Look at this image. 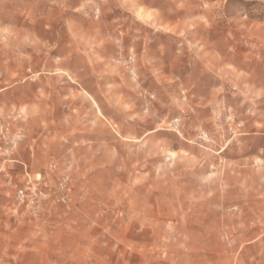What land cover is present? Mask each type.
<instances>
[{"label": "clouds", "instance_id": "9594fccd", "mask_svg": "<svg viewBox=\"0 0 264 264\" xmlns=\"http://www.w3.org/2000/svg\"><path fill=\"white\" fill-rule=\"evenodd\" d=\"M68 12L97 26L105 13L116 17L108 38L122 77L113 87L136 92L132 109L113 119L140 136L129 149L140 167L131 165L115 195L108 190L121 169L84 180L67 161V142L52 145L41 131L46 105L63 108L67 83L45 86L35 69L67 55L37 25L49 30L63 20L78 33L83 24ZM138 12L150 13L147 21ZM20 15L19 23L0 19V203L7 192L20 210L10 222L0 215V264H33L29 254L36 264H264V0H79L76 7L48 0L40 15L32 8ZM154 40L158 55L150 54ZM129 42L135 51L125 59ZM38 80L48 95L36 96L37 114ZM217 198L233 207L226 222L209 224L203 217ZM98 203H105L99 216L87 210Z\"/></svg>", "mask_w": 264, "mask_h": 264}, {"label": "rangeland", "instance_id": "374dc122", "mask_svg": "<svg viewBox=\"0 0 264 264\" xmlns=\"http://www.w3.org/2000/svg\"><path fill=\"white\" fill-rule=\"evenodd\" d=\"M69 3L70 7H76L79 0H69ZM29 8H32L35 15H40L47 10L48 0H38L35 4L33 0H5L0 5V19L19 23L22 20L20 13L28 14ZM138 15L147 21L150 13L138 12ZM65 16L72 17L83 24L78 29V33H69L67 26L64 29L63 20H54L49 30H43L37 25L38 34L49 42L58 39L61 52L67 55V59L60 60L59 63L55 60L51 63L41 60L35 69L40 73V79L43 80L45 86L52 83L54 88L61 89V83H67V87L61 89V95L64 97L63 108L52 110L51 104L46 105L50 112L43 124H49V120L52 122L46 131L42 124L41 131H44L52 145L67 142L68 146L64 150L67 161L68 163L75 162V168L84 174L82 177L84 180L94 181L99 177L110 175L116 169H121V175H112L111 177L112 184L108 191L110 195H115L120 190V185L127 182V171L130 170L131 165L136 164V160L130 155L129 149L134 151V144L140 139V136L134 132L121 130L118 123L113 119L114 113L131 110L136 103V92L132 87H113V85L121 83L122 77L121 67L116 64V61L120 59V56L116 55L119 49L108 38L112 35L109 24L116 17L110 13H105V22L102 26H97L88 22L80 14L68 12L65 13ZM93 16L95 18V10ZM160 39L163 40V37ZM150 48V54L158 55L155 40ZM56 51H59V48L54 49L53 54ZM134 51L135 49L129 42L125 52L121 55L127 59L125 53L131 54ZM140 51H145L143 42H141ZM69 53L70 55H68ZM64 73L67 75H63ZM49 75H51V80L47 78ZM80 75L83 76L82 80L77 79V76ZM69 77L72 79L70 80ZM55 81L61 83H53ZM209 82L205 81L202 89L206 88ZM125 84H131L130 73L128 77H125ZM27 87V84L18 85L14 91L16 94L26 92ZM33 91L31 110L38 114L41 104L36 101V96L40 93L47 96L48 92L46 87H39V80ZM42 99L43 97H41ZM28 111V107H25L26 115ZM96 118L103 122L101 127L96 126ZM59 136H65V141H60ZM150 159H155V157H150ZM105 161L110 162L105 163ZM157 163H162V161L157 160ZM136 167L139 169L140 165L136 164ZM17 168L22 174L23 166L17 165ZM38 175L42 176L43 174ZM133 179H138V177H133ZM149 188L152 186L147 185L145 191H148ZM152 190L156 191L154 188ZM11 200V194L5 192L4 202L0 203V215L6 222L14 220L15 215L20 212L19 209L12 206V203L8 202ZM217 202L219 206L212 213L203 217L209 224L220 221L226 222L227 210L233 207V204L227 200L220 202L217 198ZM105 203H98L94 208L88 207L87 210L92 214L102 215ZM69 208L70 205H64L65 211H68ZM202 211L206 212V209H202ZM72 218L75 219L76 217L73 216ZM31 219L35 220V217ZM28 259L36 264L38 257L29 254Z\"/></svg>", "mask_w": 264, "mask_h": 264}, {"label": "built area", "instance_id": "2783aa9c", "mask_svg": "<svg viewBox=\"0 0 264 264\" xmlns=\"http://www.w3.org/2000/svg\"><path fill=\"white\" fill-rule=\"evenodd\" d=\"M28 175H31L30 173H28ZM40 176V175H39ZM22 187V185H18L17 188L20 189ZM41 190L43 191L44 189L41 188ZM27 193L26 192H18V195L19 196H23V195H26Z\"/></svg>", "mask_w": 264, "mask_h": 264}, {"label": "crops", "instance_id": "0c3cea01", "mask_svg": "<svg viewBox=\"0 0 264 264\" xmlns=\"http://www.w3.org/2000/svg\"><path fill=\"white\" fill-rule=\"evenodd\" d=\"M23 174V173H22Z\"/></svg>", "mask_w": 264, "mask_h": 264}]
</instances>
